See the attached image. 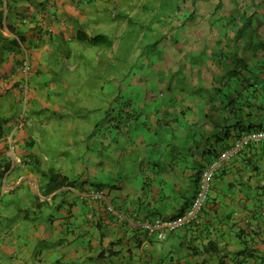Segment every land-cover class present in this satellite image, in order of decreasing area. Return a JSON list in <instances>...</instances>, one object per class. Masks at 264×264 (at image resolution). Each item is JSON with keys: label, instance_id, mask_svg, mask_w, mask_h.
I'll list each match as a JSON object with an SVG mask.
<instances>
[{"label": "crops", "instance_id": "crops-1", "mask_svg": "<svg viewBox=\"0 0 264 264\" xmlns=\"http://www.w3.org/2000/svg\"><path fill=\"white\" fill-rule=\"evenodd\" d=\"M126 3L0 0V56L13 39L22 45L0 61V117L9 119L0 165L10 164L0 179V264H264V142L223 162L199 222L165 239L141 226L183 214L203 171L243 133L264 129V68L252 53L261 33L166 30L138 69L92 90L90 72L77 69L84 58L97 67L99 50L77 32L99 35ZM26 56L34 99L13 166L8 136L24 107ZM51 170L75 185L42 195ZM95 190L106 198L92 199Z\"/></svg>", "mask_w": 264, "mask_h": 264}, {"label": "rangeland", "instance_id": "rangeland-1", "mask_svg": "<svg viewBox=\"0 0 264 264\" xmlns=\"http://www.w3.org/2000/svg\"><path fill=\"white\" fill-rule=\"evenodd\" d=\"M220 2L221 0H127L126 5L121 7V16L107 22V29L99 33V35H107L114 40L113 48L95 46L99 50L96 52L99 57V66L97 65V67L92 69L88 68L87 66L90 62L84 58L82 67H79L77 71L83 68L87 73L90 72L91 83H88V85L91 89H96L98 86L106 87V84L112 80L113 74L117 76L119 73L137 68L134 66L141 60V56L144 57L145 54L154 56V53L150 51L155 49L165 39L166 30H213L225 28L226 21L222 20L223 26H221L222 21H215L223 16H226V18H230V16L236 17L237 21L234 22L233 28L239 29L243 23H248L255 30H259L261 39L264 38V0H222L221 6L219 5ZM116 7L119 6L117 5ZM112 8L103 11V13L109 15ZM243 13L246 14L250 22H245ZM252 13L255 14L254 19H251ZM192 14L194 16L190 17ZM127 15L135 18L133 27H128ZM151 23L153 24L150 28ZM230 27L232 28V26ZM40 29L35 31L36 35L40 33ZM30 61L32 66H34L31 58ZM69 64L70 66H75L74 60L71 59ZM31 72L28 74L29 82L24 85L22 95H20L21 103L28 111L30 109L29 103L31 99H34V88L30 82ZM57 96L59 97L58 93ZM79 98H82V93ZM118 101L123 105V98ZM72 104L76 105V103L68 101L67 108L74 112L71 108ZM83 113L85 111L82 109L77 112L78 115ZM14 131L15 129L9 133V136ZM9 136L8 140L10 139ZM13 140L16 142L17 149L18 141L16 140V135ZM9 150L13 166L21 163L15 155L16 150L12 152L10 146Z\"/></svg>", "mask_w": 264, "mask_h": 264}, {"label": "built area", "instance_id": "built-area-1", "mask_svg": "<svg viewBox=\"0 0 264 264\" xmlns=\"http://www.w3.org/2000/svg\"><path fill=\"white\" fill-rule=\"evenodd\" d=\"M22 61L21 69L25 75V83L22 84V88L24 89V85H27V82H29L28 74L33 69V66L29 56H26ZM27 116L28 109L23 107L20 116L16 120V129L9 136L10 139L8 140L10 141L9 146L12 152L16 150V142L13 140L15 133L18 129L25 127L28 122ZM255 142H264V129H253L249 132L243 133L240 138L235 141L234 145L230 149L226 150L219 159L215 160L203 171L197 194L190 207L185 212H183V214L168 220L158 219L152 223L145 222L141 224L142 228L147 230L149 234L158 232V237L160 239H165L168 232L177 231L179 229L185 228L191 223L199 222V217L204 210L205 202L208 199L212 182L216 176V173L222 168L223 162L232 156L239 154L242 150ZM90 197L94 200L105 199L106 193L101 190H95L91 193ZM108 211L113 214L118 213L113 205L108 206Z\"/></svg>", "mask_w": 264, "mask_h": 264}, {"label": "trees", "instance_id": "trees-1", "mask_svg": "<svg viewBox=\"0 0 264 264\" xmlns=\"http://www.w3.org/2000/svg\"><path fill=\"white\" fill-rule=\"evenodd\" d=\"M219 5L220 6L222 5V0L219 3ZM161 6H163V4H161ZM149 10H151V9H149ZM147 12H150V11H147ZM243 15H244L243 17L245 18V22H250V20L247 19L246 14L243 13ZM193 16L194 15L192 14L190 17H193ZM126 18L128 21V27H133L132 25L135 22V20H134L135 18L130 17L128 15L126 16ZM217 21H222V20L220 19ZM236 21H237L236 17H233L230 20H226L225 27L228 28V27L232 26V28H233V26L235 24L234 22H236ZM152 24L153 23L150 24V28H151ZM221 26H223V21H222ZM239 29L248 30V29H254V28L252 25H249L248 23H245V24L243 23ZM2 39L3 38L0 37V41ZM77 40L79 42H81L82 44H85V45L90 46V47L105 46V48H109V49L113 48L114 43H115L114 40H112L107 35L89 36L86 32H84L82 30H79L77 32ZM252 48H253L252 53L255 56L261 57L259 62H261V65L264 68V38L261 39L259 42L254 43ZM21 49H22L21 40L13 39L9 43V47H7L6 50H4L2 52V56H0V61H3L2 59H5L7 57V55H9L10 53L19 52V51H21ZM260 52H262V54H260ZM24 83H25V81H23V84ZM27 84H28V82H27ZM8 121H9V119L0 117V140L5 137L4 126ZM11 167H12V164H11ZM8 170H10V164L9 163L5 162V164L0 165V179H3L5 177L6 172ZM45 177H46L47 182L45 185L42 186L41 193H42V195H45L47 197L52 195L54 192L64 188V187H72L75 185V182L71 181L68 176H66V175H64L61 172L56 171V170H51V172L48 173ZM2 181L3 180H0V184H2ZM32 206L33 205H27V207H25L24 209L22 208L23 209L22 211L25 212V216L27 218H29V216L33 213L31 210ZM35 210H36L35 211L36 215L37 214L41 215L42 212L39 211L40 210L39 206H37V208H35Z\"/></svg>", "mask_w": 264, "mask_h": 264}]
</instances>
